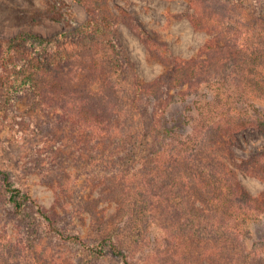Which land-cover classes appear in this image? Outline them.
<instances>
[{
  "label": "rangeland",
  "instance_id": "374dc122",
  "mask_svg": "<svg viewBox=\"0 0 264 264\" xmlns=\"http://www.w3.org/2000/svg\"><path fill=\"white\" fill-rule=\"evenodd\" d=\"M203 1V7L210 1L219 12L226 8L224 0ZM237 3L239 7L231 6L230 16L234 19L241 14L246 23L252 20L251 11L264 9V0ZM193 8L190 0H0V169L9 172L15 186L28 189L40 204L57 212L59 225L68 232H80L95 242L112 231L114 239L125 244L134 264H264V213L247 220L242 241L212 244L208 239L199 241L196 231L206 229L212 235L218 231L216 227L186 220L184 212L176 208L172 215H165L157 207L160 216L156 219L145 214V207L142 210V195L147 189L150 195L156 189L149 184L154 166L142 159L146 155L154 159L153 154H146L149 144L145 134L156 98L148 94L132 107V73L134 70L142 83L149 85L169 75L172 61L160 49L148 52L136 26L146 29L170 55L202 60L208 55H201L199 48L210 35L191 24L188 15ZM114 29L117 37H113ZM22 33L57 37L65 33L68 38L61 47L21 41L12 51L6 50V42ZM247 34L240 37L242 44L247 43ZM116 40L132 64L123 61ZM252 40L258 45V38ZM62 53L65 59H56L55 54ZM46 55L52 56L59 68L56 79L60 86L51 90L52 99L15 84L30 70L36 79L49 77L46 75L53 69L49 74L35 71V65H41L36 59ZM257 62L261 63L256 68L257 78L264 79V55ZM199 76L197 92L186 86L168 90L172 101L163 117L176 129L173 144L168 146L176 157L180 147L188 143L198 146L206 134L200 126L194 131L200 119L199 105L208 110L214 104L210 99L218 98L220 92L226 106L234 100L225 87L204 82L205 76ZM165 90L159 88L157 99L164 100ZM253 101L250 109L241 101L237 107L242 114L256 113L255 109L264 112V94ZM75 110L91 125L98 119L110 130L93 131L91 125L75 124L68 116ZM236 137L233 141L214 137L218 140L214 151L222 155V161L233 168L249 192L264 198V130L249 125ZM197 152L198 148L194 154ZM254 154L263 155L257 164H252ZM201 157L196 161L210 160L207 151ZM128 190L138 199L137 208L131 210ZM193 191L192 201L211 195L209 188L193 187ZM195 205L206 208L208 204L197 201ZM171 224L179 233L188 226L193 232L190 240L171 238L164 228ZM0 264L123 263L109 253L96 257L77 243L51 235L33 206L16 212L0 187Z\"/></svg>",
  "mask_w": 264,
  "mask_h": 264
},
{
  "label": "trees",
  "instance_id": "16d2710c",
  "mask_svg": "<svg viewBox=\"0 0 264 264\" xmlns=\"http://www.w3.org/2000/svg\"><path fill=\"white\" fill-rule=\"evenodd\" d=\"M203 2V0H190L194 11L188 15L191 24L195 28L203 29L210 35L199 48L201 55H208L207 58L202 60L198 58L183 59L170 55L167 49L159 47L146 29L142 26H136L139 36L145 39V46L148 52L160 49V52L172 61L169 75L166 77L162 76L149 85L142 83L134 70L132 73L134 87V96L131 101L132 107L136 108L137 102L148 94L156 98L145 134L146 142L149 144L148 147L146 146V154H153L154 159L152 158L151 160V156H142L145 162L154 166L155 171L154 174H151L152 178L149 180V184L156 189H153L154 191L150 195L148 194L149 190L146 188V193L142 195L144 199L141 200V206L142 210L145 207V214L148 213L155 219L157 215L160 216L157 213V207L162 209L165 215L171 214L175 208L180 212L183 211L186 220H198L200 226L204 224L211 225L219 231L212 232V235H210V232L207 233L208 230L206 231V229V232L196 231L199 241L203 239L207 241L208 239L213 242L212 244L215 242V244L221 242L229 244L234 240L242 241L245 233H247V229H244L246 224L248 225L247 220L264 213V198L261 195L249 192L233 168L222 161V155L214 151L218 142L216 138L223 137L226 141L236 140V133L242 127L249 125L260 126L264 130V112L262 110L255 109L256 113L244 112L242 114L240 107H237L241 101L244 103L245 108L248 107L250 109L254 107L253 99L255 96L264 94V79L257 78L258 73H256V68L261 64L257 62V58L264 55V9L257 12L251 11L249 14L252 16V20L250 23H246L242 20L243 16L241 14L235 16L236 18L234 19V16H230V11H233L231 6L239 7L240 5L237 0H224L226 8L223 12L214 10V6L209 5L210 1L203 7ZM210 10L212 11L210 12ZM114 31L113 37H117L116 30L114 29ZM244 33H248L246 36L247 43L242 44L240 37ZM67 38L65 33H61L60 37L22 33L10 38L9 42L5 44V49L12 51L15 49L14 45H21V41L32 42L34 45H56V47H61L62 43L65 44L67 42ZM252 38L259 39L257 41L258 45L251 43L253 41ZM115 43L122 52L123 61L126 62L128 60L129 62V59L123 54L119 41L116 40ZM59 56L64 58L63 53L55 54L56 59H59ZM50 58L52 56L49 57L47 55L37 58L36 60L41 65H35V71L37 70L36 72L38 73L39 71L44 73L48 71L50 73L53 69L51 74L47 72L49 75L46 76L49 77L36 79L34 77L35 72L30 70V72L28 71V73L15 80L16 86H28L32 88L35 94H44L47 98L52 99L51 90L55 91L56 85H59V80L56 79L59 75L57 72L59 68L55 61ZM129 63L132 64L131 62ZM199 75L205 76L203 78L204 82H214L225 87L223 90H228L227 94L234 97V100L233 102L231 100L227 102L226 106V104L222 103L224 98L220 92L218 98L216 95L210 99L214 101V104L209 107V111L204 110L203 106L199 105L198 115L200 119H198V124L194 126V131L195 128L200 126L202 129L205 128L203 131L206 134L202 137L198 146H194L195 144L190 146L188 143L180 147L177 150L178 156L176 157L175 153L172 150L169 151L168 147L173 144L176 129L174 125L167 124L163 117L167 110L166 108L172 101L168 90L186 86L197 92L200 83L196 79L200 77ZM160 87L167 90L163 101L157 99L158 96H156ZM73 100L77 103L79 102L74 97ZM75 105L77 106V104ZM76 112H80V110H75V112L68 114V116L72 117L75 124L84 127L91 125L85 115L76 114ZM91 126L93 131L110 130L109 126H102V121L98 119ZM208 146H210L209 150H207ZM197 148L198 152L194 154ZM206 151L210 154V160L205 158L204 160L196 161V158L201 157V154ZM117 152L115 154H118ZM163 153L168 156H164ZM262 156L256 157V154H254L252 156V164H257ZM164 161L165 164L160 167L159 164ZM211 162H213V166H210ZM146 177L144 175L143 178L145 179ZM196 178H198V182ZM191 179L196 182L193 184ZM0 187L6 201L13 206L16 212L22 213L28 205L33 206L35 212L43 221L44 227L51 235L65 242L77 243L83 250L96 257L109 253L118 257L123 264H134L128 256L125 244L120 239H114L112 231L105 232L95 242H89L80 232H68L59 225L60 216L57 212L51 211L40 204L32 197L28 189L15 186L9 172L4 169H0ZM193 187L209 188L211 195H202L192 201L194 195ZM129 190H131V187ZM129 190L126 199L127 201L130 200L131 205H133L130 208L131 210L134 206L137 208L138 199L135 194L131 195ZM126 199L123 198V201ZM197 201L201 204H208V208L195 205ZM209 210L214 214L208 213ZM164 228L171 238L183 239V241L190 240L193 235L188 226H185L181 233L172 224L165 225ZM144 240H146L145 236L142 237V241ZM249 256L247 255V257Z\"/></svg>",
  "mask_w": 264,
  "mask_h": 264
}]
</instances>
